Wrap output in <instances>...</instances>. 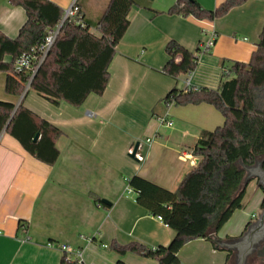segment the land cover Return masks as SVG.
<instances>
[{
	"label": "crops",
	"instance_id": "1",
	"mask_svg": "<svg viewBox=\"0 0 264 264\" xmlns=\"http://www.w3.org/2000/svg\"><path fill=\"white\" fill-rule=\"evenodd\" d=\"M48 1L65 11L74 0ZM108 1L75 0L80 17L91 24ZM134 1L104 92L88 95L81 106L53 105L30 90L8 95L0 72V101L22 103L60 131L59 156L50 166L7 130L0 134V264H60L62 245L80 250L83 264H157L132 253L118 255L111 244L153 249L171 241L173 231L136 202L127 181L136 175L173 191L197 166L192 149L203 132L223 125L222 114L209 104L166 106L163 99L174 88L217 90L222 60L247 63L264 24V0H248L214 21L167 14L176 0ZM195 1L214 10L225 0ZM25 21L22 7L0 0L1 33L14 39ZM212 35V48L198 57L190 75L174 79L162 73L169 41L194 52ZM162 117L172 125H162ZM136 144L142 163L127 153ZM244 186L243 207L218 231L217 249L203 239L190 241L178 252L180 264H228L233 252L219 243L239 238L264 202L257 180Z\"/></svg>",
	"mask_w": 264,
	"mask_h": 264
},
{
	"label": "trees",
	"instance_id": "2",
	"mask_svg": "<svg viewBox=\"0 0 264 264\" xmlns=\"http://www.w3.org/2000/svg\"><path fill=\"white\" fill-rule=\"evenodd\" d=\"M247 1L225 0L214 10H205L195 0H176L166 13L214 21ZM8 2L24 9L26 21L14 39L0 32V72L5 73L6 94L22 96L32 90L53 105L64 102L79 107L88 95L104 92L109 80L108 68L128 28L127 16L134 0H109L94 24L81 17V22L65 20L28 87L29 78L15 72V63L44 41L48 31L60 24L64 11L48 0ZM91 28L99 35L92 34ZM165 53L168 60L162 73L177 79L194 71L201 50L197 47L190 52L171 40L165 46ZM6 56L11 58L9 63L4 61ZM221 68L217 90L174 88L163 99L166 106L209 104L222 114L223 125L203 132L192 149V155L199 159L197 166L180 179L173 191L136 175L127 181L136 193V202L152 216L160 217L173 231L171 241L167 246L153 249L136 243L125 246L112 243L111 248L118 255L132 253L157 264H180L178 252L190 241L203 239L217 249L214 240L218 231L234 212L242 209L243 166L263 159L264 168V24L249 61L222 60ZM4 130L36 160L49 166L57 161L59 152L55 142L60 131L22 103L15 107L0 101V134ZM261 207L264 208V202ZM60 264L83 263L69 261L63 254Z\"/></svg>",
	"mask_w": 264,
	"mask_h": 264
},
{
	"label": "built area",
	"instance_id": "3",
	"mask_svg": "<svg viewBox=\"0 0 264 264\" xmlns=\"http://www.w3.org/2000/svg\"><path fill=\"white\" fill-rule=\"evenodd\" d=\"M65 20H76L80 21V13H79V7L77 6L75 0L70 4V6L64 11L62 20L60 24H58L54 29H51L48 31L47 36L45 37L44 41L36 48H33L30 53L23 55L19 60L15 63V72L17 73H23L26 75L29 80L27 87L29 85V81L32 79L34 74L36 73L39 66L42 64V62L45 60L48 52L50 51L54 40L57 36V33L60 29L61 24ZM81 22V21H80ZM215 36L212 35L208 41L203 43L200 46L201 54H204L205 52L209 51L213 44H214ZM190 75V74H189ZM187 85H189V80L187 81ZM159 122L162 125L171 126L172 123L166 120L164 117L159 118ZM147 143H150L151 140H146ZM133 150L130 148L128 150V155H133ZM133 158L138 162L142 163L145 159V157L137 152L133 155ZM159 221H162L160 217H157ZM1 235V232H0ZM51 244H49L50 246ZM59 250L62 252V254L66 255L67 260H76L78 262H82V254L81 251L78 249H74L69 245H62L60 246Z\"/></svg>",
	"mask_w": 264,
	"mask_h": 264
},
{
	"label": "water",
	"instance_id": "4",
	"mask_svg": "<svg viewBox=\"0 0 264 264\" xmlns=\"http://www.w3.org/2000/svg\"><path fill=\"white\" fill-rule=\"evenodd\" d=\"M38 138L35 136L34 141ZM137 144L133 150V155L137 150ZM133 155L131 157L133 158ZM245 171L244 185L251 179L257 180L258 186L264 190V168L262 161L256 160L253 165L243 166ZM106 203V202H105ZM264 241V208L258 214L256 219L250 223L246 231L237 239L230 242H220L219 244L233 253L236 252V264H245L247 257L257 249L261 242Z\"/></svg>",
	"mask_w": 264,
	"mask_h": 264
},
{
	"label": "flooded vegetation",
	"instance_id": "5",
	"mask_svg": "<svg viewBox=\"0 0 264 264\" xmlns=\"http://www.w3.org/2000/svg\"><path fill=\"white\" fill-rule=\"evenodd\" d=\"M234 254L236 255V252ZM263 259H264V241L261 242L260 245L257 247V249L247 257L245 264H264V261H262Z\"/></svg>",
	"mask_w": 264,
	"mask_h": 264
},
{
	"label": "rangeland",
	"instance_id": "6",
	"mask_svg": "<svg viewBox=\"0 0 264 264\" xmlns=\"http://www.w3.org/2000/svg\"><path fill=\"white\" fill-rule=\"evenodd\" d=\"M92 29L93 28H91L90 30H92ZM4 61L7 62V63H9L11 61V58L9 56H6L4 58ZM30 92L33 93L34 91L30 90ZM262 261H264V259ZM228 264H235V256H234V253H232V256L230 257Z\"/></svg>",
	"mask_w": 264,
	"mask_h": 264
}]
</instances>
